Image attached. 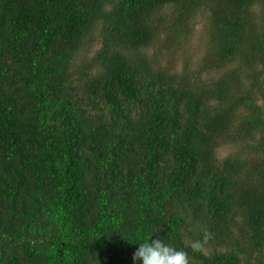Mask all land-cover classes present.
I'll return each instance as SVG.
<instances>
[{
  "label": "trees",
  "instance_id": "1",
  "mask_svg": "<svg viewBox=\"0 0 264 264\" xmlns=\"http://www.w3.org/2000/svg\"><path fill=\"white\" fill-rule=\"evenodd\" d=\"M152 236L264 264V0H0V264H132Z\"/></svg>",
  "mask_w": 264,
  "mask_h": 264
},
{
  "label": "clouds",
  "instance_id": "2",
  "mask_svg": "<svg viewBox=\"0 0 264 264\" xmlns=\"http://www.w3.org/2000/svg\"><path fill=\"white\" fill-rule=\"evenodd\" d=\"M209 237L210 234L205 235V243ZM135 243L138 244V247L132 253V264H189V258L185 251L165 243L158 237L152 236ZM191 247L194 251L202 250L200 241L194 242Z\"/></svg>",
  "mask_w": 264,
  "mask_h": 264
},
{
  "label": "rangeland",
  "instance_id": "3",
  "mask_svg": "<svg viewBox=\"0 0 264 264\" xmlns=\"http://www.w3.org/2000/svg\"><path fill=\"white\" fill-rule=\"evenodd\" d=\"M195 26L194 31L189 39L188 44L183 47V50L180 53L176 54V57L178 58L177 64L179 68L182 65V61L185 58H188L191 62V65L193 68L197 67L198 62L200 61L202 55L204 54V46H205V34H204V28L202 25V20H200V17H198L197 20H195ZM233 146H223L218 150V154L220 156H226L230 152H232Z\"/></svg>",
  "mask_w": 264,
  "mask_h": 264
}]
</instances>
